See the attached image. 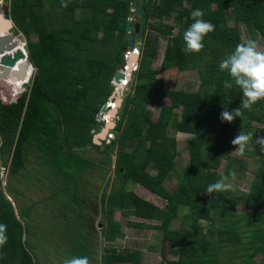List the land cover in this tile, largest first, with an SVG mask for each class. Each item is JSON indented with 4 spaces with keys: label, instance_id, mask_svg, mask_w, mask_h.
<instances>
[{
    "label": "trees",
    "instance_id": "16d2710c",
    "mask_svg": "<svg viewBox=\"0 0 264 264\" xmlns=\"http://www.w3.org/2000/svg\"><path fill=\"white\" fill-rule=\"evenodd\" d=\"M5 2L7 14L15 23L14 32L26 40L29 62L36 73L32 83L25 86V92L19 89L23 83L16 86V97L0 92V168L1 165L10 168L12 175L19 177L20 170H26L24 175L28 177L26 145H34L42 151L46 156L43 164L49 167L46 170L57 172L77 165L75 149L79 152L97 149L110 158L118 148V179L125 182V187L132 183L163 199L167 202V211L124 189L116 191L108 202L110 220H113L115 210H120L142 220L161 223L157 227L138 224L133 227L150 228L163 234V257L166 258L165 252L171 248L179 258L178 261L164 260L163 264H220L215 248L217 243L236 248L247 256L253 251L264 256V151L256 143L260 137L255 127L264 126V101L254 105L251 111L244 110L242 121L236 118L231 123L222 122L221 112L225 108L230 111L238 107L242 92L236 86L224 88L223 82L228 77L218 67L219 62L244 41L241 25H245L252 36L264 38V0ZM133 4L141 8V18L136 17ZM47 6H52L51 12L46 10ZM196 8L204 11V19L215 28L204 39V48L200 52L185 54L181 50L183 33L191 25V12ZM77 11L82 12L79 19ZM133 18L140 21L133 26L140 25V33L135 35L141 40V59L124 94L112 132L116 139L102 151L93 144L94 137L105 127L104 123L98 122V116L114 94L113 82L123 65V55L129 50L127 23ZM172 18L175 25H166ZM233 20L235 25H231ZM163 39L167 40L168 46L161 71L157 72L153 66L160 58ZM171 71L197 72L202 82L200 90L189 93L166 89L165 81L159 76ZM7 100L15 101L3 103ZM168 100L172 105L163 106L161 117L155 122L150 109L164 105ZM241 128L253 133V141L245 153L258 157L251 189L240 196L231 193L226 198L224 193L209 195L207 186L222 176H230L236 168L237 161L232 157L235 147L231 141ZM75 130L79 137L73 135ZM172 132L194 137L188 145V169L179 167L181 154L177 140L170 137ZM74 141L77 145L72 144ZM86 160L79 162L91 166ZM223 162L228 163L225 175L219 174ZM61 174L64 193L59 212L68 213L63 198L70 199V189L81 187L82 181L74 183L68 172ZM32 176L30 173L29 178ZM172 179L179 183L175 193L167 189V183ZM205 195L212 196V201ZM218 199L223 200L222 203ZM102 202L106 203L107 198ZM74 204L73 209L80 208L79 202ZM240 204L246 210L242 215L238 214ZM214 205L220 209H214ZM128 209L132 211L128 212ZM184 210L194 216L191 230H174L173 225ZM83 213L77 218L84 227L86 217ZM20 217L15 205L0 188V224L7 226V243L0 247V264H46L28 240L30 224ZM112 220L107 239L117 242L124 236L120 225ZM201 221H208V232ZM92 253L89 247L80 256L88 257ZM129 255H119L113 249L102 262L137 264V254ZM58 256L62 259L71 257Z\"/></svg>",
    "mask_w": 264,
    "mask_h": 264
},
{
    "label": "rangeland",
    "instance_id": "374dc122",
    "mask_svg": "<svg viewBox=\"0 0 264 264\" xmlns=\"http://www.w3.org/2000/svg\"><path fill=\"white\" fill-rule=\"evenodd\" d=\"M70 1L85 2L86 0ZM136 1L139 2L138 0ZM46 10L51 12L52 6H47ZM228 14L232 16L233 12L228 11ZM81 16L82 12L77 11V19ZM173 17H176V15ZM137 22L140 21L136 20V18L132 19V23ZM235 24L236 22L233 20L231 25ZM166 25L174 26L175 19L172 18L170 21H167ZM241 31L244 41L254 39L257 41L260 49L264 50V38L261 35L255 37L252 36L245 25H241ZM12 34L17 39L20 50L27 52L26 40L23 35L16 34L14 30L12 31ZM176 35L177 30L174 33V36ZM33 41L36 42L35 39H33ZM135 44L139 46L141 45L139 38L135 39ZM167 46V40H161L159 49L160 58L153 66V69L157 72L161 71L163 56ZM31 68V78L28 80L29 84L32 83V79L36 73L33 67ZM159 79L165 81V87L168 90L189 93H197L202 84L201 78L197 72L182 74L177 71H171L160 74ZM12 84H14V81ZM25 86H22V88L19 89H22V92H25ZM127 91L128 88L125 90V93ZM7 93L9 94V92ZM124 94L120 98H123ZM118 97L119 96H117V98ZM112 98L113 96L110 99L111 102L116 100ZM14 101L7 100L3 101V103L10 104ZM171 105V100H168L164 105L150 109L154 114L155 122L159 121L163 106ZM102 114L103 113L98 116V121L106 122L105 120H108V117L104 120ZM117 120L115 119L114 121L117 122ZM255 127L258 128V136L260 138L264 137V126L255 125ZM74 134L76 137H79L77 130L74 131L73 135ZM170 137L177 140L178 151L181 154V157L179 158V167L181 170L188 169L190 165L188 145L194 137L191 135L177 134L176 132H172ZM72 144L77 145V141H74ZM250 146L251 144L249 147ZM25 147L26 150L29 151L25 155L27 168L30 171L29 175L31 173L34 177L32 176L29 178V175L28 177L24 175L26 170H20V177L19 175L13 176L10 168H4V166L1 165L0 188L6 193L8 200L15 205L18 214L24 218L25 223L30 224L31 237L28 238V240L33 244V247L37 249L38 252L35 251L39 253L38 255H40L42 262H46V264H62L64 259L58 255L62 256L64 254V256L70 255L71 257L80 256V254L82 252L84 253L85 249H88L89 247H91V251H93L92 254L88 255L90 264H103V257L109 255L113 249H116L119 255L130 254L129 256L133 257L134 254H137V264H163L164 260H179L171 248H168L165 252L166 258L163 257L164 236L162 233L150 228L140 229L133 227V225L136 224L145 227H157L160 226L161 223L142 220L124 214L120 210H115V213H113V220H111L113 223H118L120 225L121 235L124 237H119L117 242L108 241L107 232L111 231V208L108 202L116 191H122L125 189L127 190V193H135L143 200L167 211V202L163 199L153 195L144 187L136 186L132 183H129L128 186L125 187V182L118 179L116 166L118 148L114 150V154L110 155V158L104 156L97 149L87 148V150L82 149L81 152L78 151L79 149H75L74 152L77 154L75 156V161L77 162V165H75L74 168L72 165L69 166L70 168H61V170L57 172L55 170H46V168H49L43 164L44 157L46 156L42 154L43 152L36 146L26 145ZM232 157L237 161L236 168L233 172L235 173V179L231 180L233 184L232 190L223 194L225 198L229 197L228 193L236 196L249 193L251 184L257 172L255 160H257L258 157L252 156L248 153L240 154L238 152H234ZM72 158L73 157H70V159ZM83 159H87V163H90L92 167L89 166V164H82L79 162ZM227 167L228 163L223 162L219 174L225 175ZM62 171L68 172L74 183L82 181L81 187L70 189V199L65 200V198H63L62 202H64V207L68 209V213H64V211L63 213L59 212V205L61 204L62 194L64 193L62 192V187L64 185L63 175L61 174ZM153 174L157 175L155 172H153ZM178 186L179 183L176 179H172L167 183V189L174 193L177 191ZM205 197L210 202L212 201V196L205 195ZM104 198H107L106 203L102 202ZM219 200L220 199H218V201ZM222 201L223 200H220L219 202L222 203ZM75 202H79L80 208L75 207L73 209ZM216 208L220 209L218 205H214V209ZM69 209L74 210L73 213H70L72 210ZM127 211L130 212L132 210L128 209ZM81 212H84L83 214H85L86 217L84 227L82 221L77 218L78 215L80 216ZM245 212V208L240 204L238 207V214L242 215ZM64 218L66 220H64ZM194 220L193 214L184 210L180 214L179 220L174 223L173 229L190 231L191 224ZM201 225L206 229V232H208V221H201ZM215 245L220 264H261L264 261V256L255 253L254 251L253 254L247 256L241 254L236 248L222 246L218 243ZM249 249L253 250L252 248ZM64 258L68 257L65 256ZM247 260H250L251 262H248Z\"/></svg>",
    "mask_w": 264,
    "mask_h": 264
},
{
    "label": "clouds",
    "instance_id": "9594fccd",
    "mask_svg": "<svg viewBox=\"0 0 264 264\" xmlns=\"http://www.w3.org/2000/svg\"><path fill=\"white\" fill-rule=\"evenodd\" d=\"M62 6L66 7L67 5L63 4ZM191 20V25L183 33L184 47L181 50L185 54L200 52L204 48V39L209 33L213 32L215 28V26L211 22L206 21L204 19V11L200 8H196L191 12ZM129 21H131L132 23V19ZM133 24L134 23H132V27L137 25L135 24L133 26ZM128 56H131L130 61L127 60ZM140 59L141 45L139 46L135 44V47L133 49L129 48V50L124 53L123 65L119 68L117 73L124 75L125 80L121 81L120 85H117L115 83V80L113 82V86L115 88L114 93L117 91V88H120V97H122L125 93V90L129 88L133 77L138 70ZM134 60H136V63H133ZM218 67L220 72L225 73L228 77L223 82L224 88L232 89L233 86H236L242 92V99L240 101V105L234 109H231L230 111L225 108V110L222 111L220 114L221 121L231 123L236 118H239L242 121L244 110L251 111L254 105H256L260 101H264V50L260 49L257 41L254 39L241 41L235 46L232 52L228 53L219 62ZM125 68H127L128 72H130V74L132 75L131 78L126 77L125 71L127 69ZM125 81H128V85L124 86ZM28 84L29 81L23 85L25 86ZM0 92L1 94H8V91H4L3 88L0 89ZM10 94L11 93L9 92V95ZM121 100L123 101V98H121ZM115 101H109L103 108L106 111L102 112L103 109L101 111V113H103L102 118L105 120V118L108 117V120H105L106 122H98L104 123L105 126L110 122L116 124V122L114 121L115 119L113 120L109 116V113L116 109V105L114 104ZM109 104L115 105V107H110L108 109ZM113 131L109 132V134L107 135V139L103 141L102 147L99 148L105 149L104 146H110L115 141L116 137L112 134ZM99 134H97L96 136H98ZM252 141L253 133L251 131L245 132L241 128V130L238 131V133L234 136L231 141V143L235 147V150L233 152H238L240 154L245 153L249 144ZM256 143L260 146L261 151H264V137L258 138L256 140ZM232 179H235V173H231L230 176H222L216 182L210 183L206 188V192L209 195H212L214 193L229 192L233 188V184L231 182ZM6 231L7 226L4 224H0V247L4 246L7 243ZM62 264H90V261L87 256H72L70 258H65Z\"/></svg>",
    "mask_w": 264,
    "mask_h": 264
},
{
    "label": "water",
    "instance_id": "95a60500",
    "mask_svg": "<svg viewBox=\"0 0 264 264\" xmlns=\"http://www.w3.org/2000/svg\"><path fill=\"white\" fill-rule=\"evenodd\" d=\"M139 2L144 3V0H138ZM133 8L136 9L135 15L138 18L142 16V10L138 7V4H133ZM6 7L8 4L5 0H0V84L1 88L5 91L11 93V95L16 97V86L20 83L25 84L28 82L31 72L32 66L29 64V59L26 51L20 50L19 43L17 39L12 34V31L15 28V23L13 19L7 14ZM136 35L140 33V25L137 24L132 27L131 21H128L126 27V37L129 40V48L133 49L135 47V39ZM136 63V60L133 61ZM125 80V76L117 73L115 77V83L120 85L121 81ZM14 81V84H12ZM117 96H119L117 98ZM116 99L115 105L116 109L109 113L111 119H116L119 114V110L123 105V101L120 98V88H117V91L114 93L113 98ZM106 110L103 109L102 112ZM115 123L106 124L105 128L102 132L94 138L93 144L96 147H102L103 141L107 139V135L110 131L115 130ZM104 150V148H102Z\"/></svg>",
    "mask_w": 264,
    "mask_h": 264
},
{
    "label": "built area",
    "instance_id": "2783aa9c",
    "mask_svg": "<svg viewBox=\"0 0 264 264\" xmlns=\"http://www.w3.org/2000/svg\"><path fill=\"white\" fill-rule=\"evenodd\" d=\"M127 60L130 61V60H131V56H128V57H127ZM125 69H127V68H125ZM125 73H126V77L131 78L132 75L130 74V72H128V69L125 71ZM125 85H128V81H125V82H124V86H125ZM110 107H113V108H114L115 105L109 104V105H108V109H109Z\"/></svg>",
    "mask_w": 264,
    "mask_h": 264
},
{
    "label": "bare ground",
    "instance_id": "6f19581e",
    "mask_svg": "<svg viewBox=\"0 0 264 264\" xmlns=\"http://www.w3.org/2000/svg\"><path fill=\"white\" fill-rule=\"evenodd\" d=\"M13 82V81H12Z\"/></svg>",
    "mask_w": 264,
    "mask_h": 264
},
{
    "label": "crops",
    "instance_id": "0c3cea01",
    "mask_svg": "<svg viewBox=\"0 0 264 264\" xmlns=\"http://www.w3.org/2000/svg\"><path fill=\"white\" fill-rule=\"evenodd\" d=\"M117 166V165H116Z\"/></svg>",
    "mask_w": 264,
    "mask_h": 264
}]
</instances>
